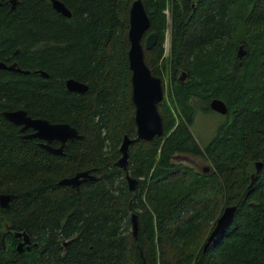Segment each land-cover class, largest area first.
Returning <instances> with one entry per match:
<instances>
[{"label": "trees", "instance_id": "1", "mask_svg": "<svg viewBox=\"0 0 264 264\" xmlns=\"http://www.w3.org/2000/svg\"><path fill=\"white\" fill-rule=\"evenodd\" d=\"M58 1L70 19L49 0H17L14 11L0 0V62L30 72L0 70V194L14 196L0 208V264H264V0H142L146 35L157 37L143 49L145 64L162 82L168 73L175 89L157 107L163 135L150 142L136 140L131 102L135 0ZM240 44L247 54L237 59ZM181 72L187 83L178 81ZM68 79L88 91H67ZM212 99L228 117L201 149L190 132L192 101L211 111ZM15 110L68 124L82 138L51 155L3 118ZM124 136L133 140L126 170L116 165ZM178 155L204 158L212 172L174 164ZM257 162L262 168L250 185ZM81 172L95 180L78 189L59 185ZM126 174L137 180L133 192ZM232 206V225L204 251ZM13 232H25L36 247L18 253Z\"/></svg>", "mask_w": 264, "mask_h": 264}, {"label": "water", "instance_id": "2", "mask_svg": "<svg viewBox=\"0 0 264 264\" xmlns=\"http://www.w3.org/2000/svg\"><path fill=\"white\" fill-rule=\"evenodd\" d=\"M52 9L66 19H70L71 13L63 3L58 0H49ZM11 11H14L17 0H9ZM129 29L128 41L130 44L128 51V67L131 73V102L134 107V124L136 128V140L150 142L155 138H160L163 135V124L161 116L158 112V105L164 97L162 81L159 77L153 76L149 67L145 64L143 49L150 50L155 44L157 37L154 33L146 35L149 29L150 21L144 10L142 0H135L129 10ZM144 38V46L142 39ZM247 54L243 45L237 49V59L245 57ZM0 70L14 72L22 75H29V71L19 69L16 64L7 66L0 62ZM42 78L49 76L43 71H36ZM188 74L181 72L178 81L184 84L187 81ZM67 91L76 94H85L88 91L87 85L78 82L74 79L65 81ZM209 109L222 116L228 115V108L226 105L218 100L212 99L209 103ZM5 120L16 127H19L21 140H39L45 141L47 144H38L39 148L45 150L47 153L54 156L63 155V151L67 148L68 141L80 140L82 137L78 135L75 128L64 123L52 124L46 119L31 118L24 110L6 111L2 113ZM31 130L30 134H24ZM51 141H59V147L54 148L49 144ZM132 140L124 136L123 141L119 147L121 154L117 160L116 165L126 170L128 160V149ZM262 168V163H255V173L250 176L251 184L254 183ZM126 182L128 190L133 192L137 186V180L126 174ZM95 177L88 172L77 173L71 178H64L59 182L61 186H69L78 189V187L87 182L94 181ZM14 200V196L10 194H0V208L8 209L10 203ZM236 207H226L222 214L217 219L211 233L206 239L203 250H207L210 245L223 235L234 221ZM132 232L135 236L138 230V223L136 216L131 218ZM13 237L17 240L16 251L23 253L24 250L30 251L31 247H36L33 244L29 235L25 232H13ZM5 237H2L4 243Z\"/></svg>", "mask_w": 264, "mask_h": 264}, {"label": "rangeland", "instance_id": "3", "mask_svg": "<svg viewBox=\"0 0 264 264\" xmlns=\"http://www.w3.org/2000/svg\"><path fill=\"white\" fill-rule=\"evenodd\" d=\"M165 14L167 16L168 24L170 26V21H169V11L166 10ZM170 35L171 31L170 28L168 27L166 34H165V40L163 44L164 48V57L168 56V51L170 47ZM243 45V44H240ZM239 45V46H240ZM246 56V55H245ZM180 74H177V79L179 78ZM188 80V78H187ZM171 81L169 80L168 73L164 74L163 78V93L165 100L168 101L169 94L175 93L174 86L172 85L173 83H170ZM176 82V81H175ZM187 83V81L185 82ZM192 107H193V112H194V118H193V124L191 125L190 132L197 141L198 145L203 149L205 146L210 144L212 140L215 138L219 128L224 124L226 121L227 116H222L217 113H214L212 111H205L202 109V104H200L197 100L192 101ZM181 156L179 158H175L172 162L174 164H184L195 171H201L203 167H209L210 164L206 162L204 158L198 157V158H192L189 156H185L190 158V163L183 155H178ZM120 158V157H119Z\"/></svg>", "mask_w": 264, "mask_h": 264}, {"label": "flooded vegetation", "instance_id": "4", "mask_svg": "<svg viewBox=\"0 0 264 264\" xmlns=\"http://www.w3.org/2000/svg\"><path fill=\"white\" fill-rule=\"evenodd\" d=\"M175 1V0H174ZM188 1H190V0H188ZM18 132H19V130H18ZM32 131L31 130H28V131H26L24 134H30ZM20 136H21V134H20ZM24 141V140H23ZM30 141H32L34 144H47L45 141H39V140H30ZM133 141V140H132ZM71 142H73V141H71ZM70 141H68L66 144H69V143H71ZM49 144H51V147H54V148H57V147H59V144H61V142H59V141H51ZM43 150V149H42ZM66 150V149H65ZM45 151V150H44ZM183 157H185V156H183ZM185 159H187L188 161H189V163H190V158H188V157H185ZM198 172H200V173H202V174H210L211 172H212V168L209 166H207V167H203L202 169H201V171H198ZM17 241V240H16ZM18 242V241H17ZM17 242H15V243H17Z\"/></svg>", "mask_w": 264, "mask_h": 264}]
</instances>
